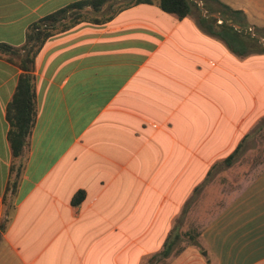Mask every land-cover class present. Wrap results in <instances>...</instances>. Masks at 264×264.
I'll return each mask as SVG.
<instances>
[{
	"label": "crops",
	"instance_id": "0c3cea01",
	"mask_svg": "<svg viewBox=\"0 0 264 264\" xmlns=\"http://www.w3.org/2000/svg\"><path fill=\"white\" fill-rule=\"evenodd\" d=\"M76 1L0 0V42L24 44L28 25ZM121 1L44 42L21 157L7 107L23 70L0 52V224L13 208L0 264H264V164L196 240L182 232L198 195L212 199L264 125V51L239 43L256 37L244 31L264 24V3L221 0L246 15L237 27L155 1L107 13Z\"/></svg>",
	"mask_w": 264,
	"mask_h": 264
},
{
	"label": "trees",
	"instance_id": "16d2710c",
	"mask_svg": "<svg viewBox=\"0 0 264 264\" xmlns=\"http://www.w3.org/2000/svg\"><path fill=\"white\" fill-rule=\"evenodd\" d=\"M108 1L109 0H80L74 3L71 2V4L45 15L28 25L24 44L13 46L0 42V52L9 55V60L19 65L23 70L19 76L13 97L7 107V118L10 123L8 139L11 144L10 148H12L15 157H21L24 155L25 148L28 145L32 129L35 125L37 107L35 76L33 75V71L35 69L36 56L41 50L44 42L54 33L66 30L80 21L88 20V15H92V20L100 21L96 14L102 10L103 6ZM153 1L157 2L163 10L175 13L178 17H184L190 14L195 7L199 12L197 17L199 18L200 24L205 25L207 22L208 18L202 16L201 9L199 8L198 3L194 0H134L129 4H126V6ZM201 1L207 13L219 12L228 19L232 18L236 23L243 26L248 25L246 15L242 10L234 9L221 0ZM207 27L210 32L217 33L212 24ZM226 27L233 32H237L234 27ZM218 33L220 34L219 31ZM239 43H242L246 49L254 44L255 48L258 47L261 51H264V46L257 37L247 35L243 41L239 39ZM21 167L22 164L17 172L16 179L8 185V190L12 189L13 194L15 193L21 174ZM83 198L84 191H77L71 198L72 203H80ZM7 213V218L4 221H1L0 224V228L2 229L5 228V224L9 220L10 213ZM179 237V233H174V235H170V238L168 237L167 241H176ZM170 246L171 244L166 242V254L169 251L168 249H170Z\"/></svg>",
	"mask_w": 264,
	"mask_h": 264
},
{
	"label": "rangeland",
	"instance_id": "374dc122",
	"mask_svg": "<svg viewBox=\"0 0 264 264\" xmlns=\"http://www.w3.org/2000/svg\"><path fill=\"white\" fill-rule=\"evenodd\" d=\"M134 0H122L121 2L114 5L112 9H109L107 13L113 11V9L119 6L131 3ZM264 3V0H260ZM264 5V4H263ZM195 13L198 15L199 12L195 9ZM89 19L92 15H88ZM252 31L255 35L261 37L264 41V24L258 25L256 28L247 26L246 33ZM264 46V42L262 43ZM264 164V125L258 131L255 132L253 138L247 143L246 147L240 152L237 157L233 169H231L230 177L222 178V185H218L217 190L212 189V194L209 196L212 199H208V196L199 194L197 200L193 205H196L195 210L190 218H186L183 223V234L185 242H193L197 239L201 229L204 227L208 219L216 212V210L224 203L225 195L240 188L243 182L250 179L255 175L262 165ZM230 172V171H229ZM228 181V183H227ZM202 195V196H201ZM8 202H12V197H8ZM13 206V203H11ZM9 213L13 212V208L8 209Z\"/></svg>",
	"mask_w": 264,
	"mask_h": 264
},
{
	"label": "water",
	"instance_id": "95a60500",
	"mask_svg": "<svg viewBox=\"0 0 264 264\" xmlns=\"http://www.w3.org/2000/svg\"><path fill=\"white\" fill-rule=\"evenodd\" d=\"M195 2L198 3L199 8L201 9V13L203 16H214V17H218V18H222L223 16L218 13V12H212V13H206V9L203 7V3L201 0H194ZM228 24L229 25H233V26H237V27H242V25L235 23L232 19L228 20ZM262 43L264 41H262L261 37L258 35H255Z\"/></svg>",
	"mask_w": 264,
	"mask_h": 264
}]
</instances>
